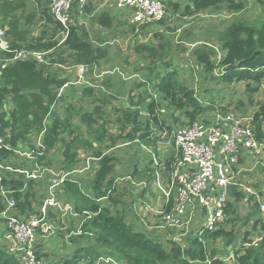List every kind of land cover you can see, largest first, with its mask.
Returning <instances> with one entry per match:
<instances>
[{"label": "trees", "instance_id": "1", "mask_svg": "<svg viewBox=\"0 0 264 264\" xmlns=\"http://www.w3.org/2000/svg\"><path fill=\"white\" fill-rule=\"evenodd\" d=\"M254 1L264 5V0ZM248 4L249 0H188L184 4L183 0H166L167 14L164 19L147 22L141 28L132 24L134 25L132 31L135 32L138 29L139 33L135 34L139 35L148 32L150 25L163 26L166 22L174 26L171 21L175 22L203 11L218 9L223 5L229 11L242 12ZM2 5L10 7L12 11L23 8L21 4L20 6L15 5L13 0H0V6ZM49 5L48 0L39 12L42 16L52 20L53 24L59 28L62 33L61 38L58 40L52 36L51 39H46L47 33L43 32L32 40L31 45L22 47L11 43L12 48L48 52L61 48L63 52L52 57L49 60L50 64L51 62L62 65L73 63L77 66L85 65L87 69L90 66L91 70L100 66V59L108 55V48L95 45L89 39L86 30H79L72 25L65 41L61 43L60 40L65 36V30L54 19ZM79 7L78 2L74 4L71 10L72 15L74 10L75 14L82 10L88 14L92 11L88 2L82 9ZM172 17L175 19H171ZM92 20L102 28L111 30L119 28L107 10H101L93 16ZM167 26L169 23L166 28ZM11 32L12 27L9 30V33ZM161 35L162 33L157 31L154 36L160 37ZM217 39L221 44V50L224 51L217 63L212 58L215 51L212 47L209 49L198 47L193 54L199 61V65L209 72V80L215 83H243L244 91L250 97L258 92L263 94V100L258 103L252 116L257 137L264 141V21L254 24L236 19L219 32ZM144 50L150 56H155L157 53L156 46L135 45L136 52L140 53ZM66 51L68 54L64 56ZM56 52L57 50L54 53ZM14 56L15 52L0 50V57L12 59ZM2 65L0 63V121L3 124L5 141L10 149L0 148V162L5 166L19 168L21 165L17 163L18 154L15 150L21 151L25 146L34 149L42 131L47 148L52 150L58 147L60 142L65 144L61 137V130H65L74 132L75 138L72 144L77 147L74 148L73 145L71 147L69 145L71 141L63 145L65 147L63 167L70 168L73 159L78 158L77 149H84L82 146L87 147L92 143H88L84 133L79 130L81 124L74 125L69 122L70 120H62L55 112L54 102L57 93L68 78H60V75L56 74L50 65L35 59L17 58L4 67ZM164 66L158 69L148 65L150 78L132 88V92H135L136 88L141 92L134 94L135 97L131 95L134 104L127 103L128 108L125 110L130 112L120 118L123 121L122 127L125 125L128 129H124V133L119 136L125 142L135 139L140 145L154 146L158 149V136L151 137L153 132L155 134L156 130L188 125L207 115L206 112L210 105L204 106L196 90L179 80V72L172 68V62H166ZM49 69L52 70L49 71ZM101 84H107V82L101 80ZM147 85L159 92L160 99L150 102L148 89L142 90V87ZM91 87H86V90L91 91ZM165 103L167 111H161ZM142 109H146L150 114L141 115ZM98 110L100 109L97 108ZM90 114H92L90 111L82 114L81 123L85 125L82 129L86 128L87 134L93 136L94 140L99 143H103L106 141L105 127L101 125L103 129H96L95 135L94 117ZM112 141L116 142L117 139L113 137ZM97 155L100 160L95 168L92 188L89 185L83 188L76 179L68 176L60 187L62 192L67 194L66 199L68 198L74 204L77 212L88 211L92 214L85 221L83 232L70 237V241L77 244L74 263L84 258L89 264H97L101 257H109L114 261H123L125 264H232L221 256L218 249L210 247L211 243L221 240L225 241L226 247H230L235 264H264V219L261 217L260 203L254 196L240 190L237 185L230 186L229 198L225 206V220L215 229H206L203 232L192 230L183 240L173 238L174 236L169 234H157L154 230L147 231L144 225H135L121 211L113 210L101 202L103 198H113L111 192L118 175L115 174L117 158L110 152L102 153L101 149ZM30 162V159L26 160V163L30 164ZM50 163L51 159H48V164ZM50 176L46 174L43 178L34 180L15 171L2 170L0 187L11 192L9 196L17 200L18 213L23 217H28L37 212L39 200L44 198L47 192ZM152 179V176L148 177V180ZM45 181V187H43ZM248 184L252 185L251 182ZM254 185L264 198V182ZM171 205L167 206V211L171 209ZM4 208L5 199L0 194V212ZM0 221H2L1 218ZM240 224L243 227L239 226ZM255 234H258V241L253 238ZM0 264L22 263L15 254L9 252L6 245L0 244Z\"/></svg>", "mask_w": 264, "mask_h": 264}, {"label": "built area", "instance_id": "2", "mask_svg": "<svg viewBox=\"0 0 264 264\" xmlns=\"http://www.w3.org/2000/svg\"><path fill=\"white\" fill-rule=\"evenodd\" d=\"M77 2L82 9L87 0L50 1L49 6L54 19L65 30V36L60 40L61 43L65 41L70 31L73 21L71 10ZM118 7L131 10L130 23L135 25L161 21L167 14L166 0H119ZM0 50L15 52L12 59L0 57L3 67L17 58L35 59L44 64L50 63L48 51L13 49L7 38V30L2 26H0ZM75 68L80 70L76 83L80 86H91L92 83L85 78L87 67L78 65ZM69 85L70 82H65L60 87L57 93L58 98L65 94L67 90L65 88ZM147 89L150 102L160 99L157 90L150 86ZM147 89L142 88L143 91ZM214 106L216 109L209 114V118L206 115L188 125L156 130L155 134L153 132L151 135L153 138L154 135L158 136V142L160 144L162 142L168 148L164 156L166 160L159 158V162H156L161 170L166 168L167 174L164 177L156 171V183L161 189L164 202L163 208L159 209L158 213L164 215V226L169 229L185 228L186 233L191 232L193 227H196L198 232L215 229L225 220L229 188L233 185H237L240 190L254 196L259 201L261 217L264 219L263 196L239 177L251 170L248 155H264V141L257 137L252 113L244 115L233 107L222 108L218 104ZM160 110L167 111L166 103L165 107ZM148 114L150 113L146 109H142L141 115L148 116ZM3 131V124L0 121V148L10 149ZM15 152L25 156L26 160L30 159V164L26 163L27 167L13 168L0 162V179L2 170L15 171L34 180L41 179L46 174L51 176L45 197L39 200L37 212L28 217H23L18 213L17 200L9 196L11 192L0 187V194L5 199V208L0 212L3 223L0 225V244L6 242L9 252L15 254L22 264H46L37 248L39 235L46 238L50 235H57L59 231H64L67 238L79 235L83 232L85 221L92 214L88 211L77 212L74 204L66 200L62 194L60 187L69 173H60L52 166H48L51 150L44 142L43 131L34 149L24 152L17 149ZM157 155H159L158 151ZM244 158L247 160L246 164L243 161ZM91 159V157L87 158L88 166H90ZM85 169L87 166L84 167ZM170 204H172L171 209L167 211L166 208ZM51 212L55 214L57 221L51 219ZM81 215H84L83 219L78 218ZM71 221L75 222L74 226L71 225ZM104 258L108 257H101L97 264L114 261L112 258L107 260Z\"/></svg>", "mask_w": 264, "mask_h": 264}, {"label": "rangeland", "instance_id": "3", "mask_svg": "<svg viewBox=\"0 0 264 264\" xmlns=\"http://www.w3.org/2000/svg\"><path fill=\"white\" fill-rule=\"evenodd\" d=\"M90 8L93 9L91 6ZM18 10H22V8ZM209 11L212 13L211 16L208 17L207 15L196 14L192 17H186L175 22L171 21L174 26L170 25V22H166L165 24L169 23V26L166 28L167 32L160 31L162 35L157 37L154 35L156 33L158 24H153L148 27L150 30H152V33L145 32L137 35L135 33L138 32V29H136L134 32L132 31V26L134 25L127 24L126 28L121 27L117 28L116 30H109L105 36H102L101 29L96 27V25L93 23L92 15L89 16L84 14L85 12L83 10L78 14H75L74 10L73 21L71 25L75 28H78L79 30H86L89 34V39H91L95 45L109 46V50L107 52L108 55L100 59L101 65L97 66L94 70H91L90 66L88 67L89 71L86 74L87 77L85 78H87L92 83L91 91L86 90V87L89 86L75 85L76 87H74V85H71L66 90L65 94L60 98L56 97L54 102V109L57 115H59L63 120H70L69 122L74 125L81 124V128L79 130H84L83 135L89 137L88 143L91 142L92 144L87 147L82 146L84 148V150L81 152L83 155L85 154V156L96 158L100 149L102 152L107 153L112 148H114L113 150L120 151H125L127 148H130L133 150V153L138 150L140 156L145 160V164L141 165L145 167L146 174L142 176V179L140 178L133 181L134 190H131V185H127V181L130 180L129 177L132 176L128 173L129 176L127 177L121 176L118 179L115 178V186L111 192V196H113V198H103L101 202L111 207L113 210L121 211L126 215L129 221L133 217H136L137 223H135V225H144L147 231L154 230L156 233L169 234L174 236L173 238H179L181 240L185 238L187 230L185 228H175L171 229L172 231H170L168 227L164 226V215L158 213L159 209L163 208L164 202L161 197V189L156 183V171L165 177L167 170L166 168L161 170L159 165H156V162H159V158L166 160L164 156L168 151V148L165 147L166 145L162 142L157 146L158 149H156L154 146L140 145L135 141V139L131 140L130 143L125 142L122 137L119 136L124 133V129H128L125 125L122 127L123 121H121L120 118H123L125 114L130 112L125 110V108H128L127 103L134 104L131 100V95L141 92V90L139 89V91L137 88L135 91L136 93L132 92V88L137 87L138 84L143 83V81L150 78V72L147 69L148 65L161 69L162 67H165L164 64L166 62H172V68L179 72V80L181 82L191 85L194 89H196L197 92L203 90V92H206L207 94H214L213 92L209 93L211 90L204 91L205 86H209L207 82L209 80V72H206L199 65V61L194 56L193 51L198 47H202L204 49H209L211 47L213 48L212 45H216L218 43L217 35L221 31L220 27L227 24H221V20L218 18L219 15L224 14L226 19L231 21L242 16L243 13V17H245L247 21L254 24H260L264 21V5L254 2V0H249L248 7L242 11L240 16L237 15L234 17L232 11L227 10L224 5L218 9H211ZM257 12L259 13L257 14ZM81 16L85 17V25L81 24L82 22L79 20ZM42 17L46 18L44 16ZM47 18L42 23H40L38 20V34L41 35L43 32H46V39H51L52 36H55L56 39L59 40L62 36V33L60 32L59 28L53 24L52 20ZM252 18H255V20ZM171 19L175 18L172 17ZM143 25L144 24L137 26L141 28ZM0 26L4 27L1 22ZM135 41L136 43L134 44ZM138 44L156 46L157 53L155 56H150L145 50L140 53L136 52L135 45ZM56 50L57 52L54 53ZM56 50L51 51L48 54V57L50 55V58H54L57 53L63 52L61 48H57ZM213 50L215 49L213 48ZM67 54L68 51H66L64 56H67ZM221 56L222 55L220 53L214 51L212 58L214 62L217 63ZM50 66L53 70L59 71V74L61 75L63 73L69 74L70 72L72 74L71 78L74 80L76 79V76L78 78V72L80 70L75 68L77 65H73V63L67 64L69 67H62L57 63L53 64L51 62ZM91 76L96 77V79H92ZM101 80H104L107 82V84L111 81V84H101ZM230 86V88L234 90L232 93L234 97L230 98L234 100L229 101V96H221V94L215 93L212 97L217 99L215 101L216 105L219 102H229L236 106V109L241 114L249 115L253 113L258 103L263 100V94L261 92L254 94L252 97L248 96L247 94L245 96L243 94V83H240L239 85L231 84ZM233 86L238 87V89ZM142 88L147 89L148 86H143ZM205 97L209 96L205 95ZM90 103H97V105L90 108L88 106ZM203 105H210V108L207 109L206 112L208 114L207 118H209V113L216 109V106H214V103L211 101H205ZM97 108L100 110L97 111ZM85 111H90L92 113L90 115L94 117L93 127L95 130V135L97 133L96 129H103L101 125L105 127L104 138L107 142H103L101 144L97 143L93 136L87 134L86 128L82 129V126L85 127V125L81 123L82 114ZM119 126L121 127L119 128ZM113 137L117 139L116 142L112 141ZM69 141L70 140L68 139H64L65 144L60 142L61 144L59 145H66ZM73 141L74 140H72L69 145L71 147L73 145L74 148H77L75 144H72ZM24 149L32 150L29 149L28 146H25L21 149V151L24 152ZM157 151L159 155H157ZM57 152H60V149H57ZM87 158L88 157L85 159L82 158V160L78 158L73 159V161L70 163V169L82 170V168L87 166L84 174L79 173L77 179L80 182H86L89 186H92L96 170L95 166L99 165V162L96 161L97 159H91L90 166H88ZM247 159L250 162L251 170L239 177H241L246 184L251 182V186L255 188V183L262 184L264 182V155L254 156L253 154H250L248 155ZM16 160L17 163L22 167H27L25 156L18 154ZM94 162H97V164ZM48 166H53V163L50 165L48 164ZM54 167H56L57 171L67 168V166L63 167L59 162H55ZM135 171H137V173L135 172L133 175L139 173V168L137 167ZM76 173L77 172H74L73 175H76ZM149 176H152L153 179L148 180ZM144 188L148 191L145 197H142L144 203H142V206H139V196H141L140 190ZM130 194L133 196V201L131 203L134 202V204H130L126 201V199L130 197ZM51 219L53 221L58 220L57 218ZM239 226L243 227L241 224ZM192 230L196 231V227H193ZM253 236L256 238L258 235L255 234ZM3 243H5L4 245H7L6 242ZM210 247L218 249L221 256L224 258H227V256H229L231 253L230 247L225 246V241L220 240L213 242L211 243ZM108 258H104V260H107ZM232 261V258L227 260L228 263H231ZM83 262L84 260H81L78 262V264H87ZM119 263L122 262L119 261Z\"/></svg>", "mask_w": 264, "mask_h": 264}, {"label": "crops", "instance_id": "4", "mask_svg": "<svg viewBox=\"0 0 264 264\" xmlns=\"http://www.w3.org/2000/svg\"><path fill=\"white\" fill-rule=\"evenodd\" d=\"M7 1H9V0H7ZM13 1H14L15 5L18 4V6H20V4H21V6H23L22 10L12 11L11 8L8 6H4V5L0 6V22L4 25V28L7 30L8 40L12 44L20 45L22 47H24L26 45H31L32 40L37 38L38 36H40L38 34L39 32L37 31V22L39 20L40 23H42L46 18L42 17L39 10L41 11V7L48 0H41V2L39 0H13ZM50 1L51 0H49V2ZM118 1L119 0H87L88 4L93 9H92V12H90L89 14L86 12L84 14L89 15V16L90 15L94 16L95 14H98L101 10H107L113 16V18L115 20V25H118L119 28H121V27L126 28L127 24H131L130 23L131 10L128 8H119L118 7ZM187 1L188 0H183V4L186 3ZM254 2H256V1H254ZM256 3H258V2H256ZM77 6L78 5H76V7ZM79 12H81V11H77L76 14H78ZM211 13L212 12L208 10V11L200 12L199 14L207 15V17H208V16H211ZM241 13L242 12H233L232 11L233 17L237 16V15L240 16ZM258 13L259 12H257V14ZM199 14H197V15H199ZM243 16L244 15L242 13V16H240L239 18H235L231 21L227 20L226 16L224 14L219 15L218 18L221 20V24L224 25L227 23L225 25V26H227L230 22H232L236 19L246 20V18ZM190 17H192V16H190ZM187 18H189V17H187ZM252 19L255 20V18H252ZM79 20H80V22H82L81 24L85 25L86 20H85L84 16H81V18ZM93 23L96 25V27L101 29L102 36H105L107 31L111 30V29L99 27L94 21H93ZM166 25L167 24L160 26L158 24V26L156 28V32L157 31L167 32L166 31ZM225 26H221L220 30H223ZM11 27H12V32L9 33V30ZM116 29H112V30H116ZM151 31L152 30L148 29L149 33H152ZM212 46L217 53H220L221 55L224 54V51L221 50V44L219 42L216 45H212ZM106 48H108V50H109V46H106ZM50 59L51 58L49 55L48 60H50ZM48 65H51V64L48 63ZM51 70L52 69H49V71H51ZM88 71L89 70H87V73H88ZM54 72L56 74H59V71H57V70H55ZM78 74L80 75V71L78 72ZM59 75H60L59 76L60 78H68V77L70 78V80L68 78V81H67V82H70L69 86L74 85V87H76L75 85H79L76 83L77 76H76V79L74 80L73 78H71L72 74L70 72H69V74L63 73L62 75L61 74H59ZM86 77H87V75H86ZM91 78L93 79L94 77L91 76ZM207 82H208L209 86H205L204 91L211 90L209 93H212V92L214 94L218 93V94H221V96H229V98L234 97L232 94L234 92V90L230 88L231 84L215 83L212 80H208ZM109 83L111 84V81L108 82V84ZM232 84L239 85L240 83H232ZM222 85H223V87H222ZM69 86L66 87L65 89H68ZM233 87L238 89V87H236V86H233ZM224 88H225V90H224ZM196 94L197 95L199 94V97L203 100V104L205 101H211L212 103H214V105L216 104L215 101L217 99L212 97V96H214V94H207L206 92H203V90H200V92L196 91ZM243 94L246 96L245 91L243 92ZM205 95H208L209 97H205ZM231 98L229 99V101L234 100ZM227 101H228V99H227ZM217 104L220 105L222 108H227L228 106L236 108V106H234L233 104H231L229 102H221V103L219 102ZM95 105H97V103H94V104L90 103L88 106L91 108V107H94ZM54 107H55V105H54ZM82 132L84 133V130ZM61 137H62V139H68V140L72 141L75 138V134H74V132H71V131L61 130ZM86 138L89 139L88 137H86ZM96 142L99 143L98 141H96ZM104 142H107V141H104ZM101 143L102 142H100L99 144H101ZM138 148H139V146H138ZM57 149H60V152H57ZM113 149L114 148L110 149L108 152H110L111 154H115L116 158H117V165H116L115 174H118V176H116V179H118L121 176L127 177V176H129V174L132 175L131 177H129L130 180L127 181V183H128L127 185H131L130 186L131 190L132 189L134 190V187H133L134 182L133 181L140 179V178L142 179V176H144L146 174L145 167L141 165V164H145V160L140 156L138 150L135 153H133V150H131L130 148H127V150H125V151L113 150ZM64 150H65V147L62 145H59L58 147H54L51 150V156H50L51 163L50 164L53 163V166H52L53 168L56 169V167H54L55 162L56 163L59 162L62 166L64 165V163H65L63 161L64 160V156H63ZM83 150L84 149H81V148H78L77 151L74 150V151H76V153L78 155V159L82 160V158L85 159L86 157H91V156H85V154L83 155L81 153ZM102 153H104V152H102ZM91 158L93 160L97 159L96 161H98V162L100 160L99 156H96V158L95 157H91ZM243 161H245V164L247 163L246 158H244ZM94 163L97 164V162H94ZM97 166H95V168ZM137 167L139 168V173L136 175H133V173H135V172L137 173V171H135V169ZM64 169L65 168H63L60 171H57V169H56V171L60 172V173L68 172L69 173L68 177H70L72 179H76L81 184V186L83 188L88 186V184L86 182H82V181L80 182L77 179V176L79 175V173L84 174V171L86 169L85 170H84V168H82V170L70 169V168H68V170H67V168L65 170ZM74 172H77L76 175H73ZM126 174H128V175H126ZM132 178H133V180H132ZM45 183H46V181L44 182L43 187H45ZM147 191L148 190H146L145 188L140 190L141 196H139V201H140L139 206H142V203H144V201L142 200V197H145ZM62 194L64 195V197L66 199L67 194H64V193H62ZM129 196L130 197H128L127 199L125 198V199L128 203L132 204L131 202L133 201V196L131 194ZM66 200H69V199L67 198ZM54 216H55V214L53 212H51L50 217L55 218ZM80 217L83 218L84 215H81L78 218H80ZM131 221L134 223H137L136 217H133L131 219ZM0 225H3L2 221H0ZM71 225L74 226L75 222L71 221ZM58 235H60V236H58ZM253 238H254V236H253ZM254 239H255V241L259 240L258 236ZM37 248H38L39 254L43 257L42 259L45 261L46 264H76L73 261H74V258H75L76 252H77V244L72 243L70 241V238H67L65 236L64 231H59L57 235H50L49 237H46V238H43L42 235H39L38 242H37ZM229 258H232L233 261L231 263L235 264V259L233 257V253H230V255L227 256V258H225V260L227 261V260H229ZM81 259L84 260L83 263L89 264V262L87 260H85L84 258H81ZM78 260H80V259H78ZM121 262L122 263H119V261H113L112 263H100V264H125V262H123V261H121Z\"/></svg>", "mask_w": 264, "mask_h": 264}]
</instances>
